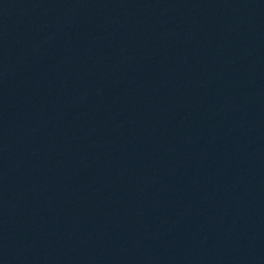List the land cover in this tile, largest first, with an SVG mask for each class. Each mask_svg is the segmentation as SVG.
<instances>
[{
  "label": "water",
  "instance_id": "obj_1",
  "mask_svg": "<svg viewBox=\"0 0 264 264\" xmlns=\"http://www.w3.org/2000/svg\"><path fill=\"white\" fill-rule=\"evenodd\" d=\"M0 264H264V0H0Z\"/></svg>",
  "mask_w": 264,
  "mask_h": 264
}]
</instances>
